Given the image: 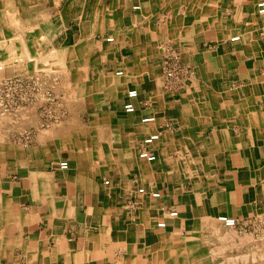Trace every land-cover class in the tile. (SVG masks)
<instances>
[{
  "label": "crops",
  "instance_id": "crops-1",
  "mask_svg": "<svg viewBox=\"0 0 264 264\" xmlns=\"http://www.w3.org/2000/svg\"><path fill=\"white\" fill-rule=\"evenodd\" d=\"M259 1L0 0V38L19 56L2 74L56 67L66 110L50 127L34 106L0 116V264H264ZM164 45L195 70L188 85L164 87ZM17 125L34 127L27 145Z\"/></svg>",
  "mask_w": 264,
  "mask_h": 264
},
{
  "label": "built area",
  "instance_id": "built-area-1",
  "mask_svg": "<svg viewBox=\"0 0 264 264\" xmlns=\"http://www.w3.org/2000/svg\"><path fill=\"white\" fill-rule=\"evenodd\" d=\"M134 2L133 9L140 10L141 0H131ZM259 13L264 14V0H260L257 3ZM239 39V36H235L232 40ZM112 40V38H109ZM161 67L164 75V87L168 90H173L175 86L188 85L195 72L189 65L185 64L182 59L181 50L174 45H164L163 53L161 57ZM5 67L0 65V74L4 71ZM39 73H35L33 76L27 75H13L3 77L0 80V110L3 114H12L20 108H27L36 102H41L43 106L44 116L42 117L41 125L44 127L55 126L63 122L64 108L60 97L56 94L54 87L58 82V76H53L51 73L47 74L44 69L39 70ZM122 70L117 74L121 75ZM37 74V75H36ZM139 95L136 88L130 89L127 93V100L124 102L123 108L126 113H134L136 111V104L134 99ZM58 110L59 112H55ZM154 115L145 116L142 118L143 122L155 121ZM20 135L25 138L27 145L32 138V131L25 130L20 132ZM161 137L160 133H152L144 137L141 141L140 157L147 161L157 160V155L151 151L150 147L154 145ZM59 168H69V162L63 160L59 163ZM106 184H109V180H105ZM140 193H147L144 187L138 189ZM152 198H160L161 193L159 191H152L150 193ZM170 217L178 216V211L171 209L168 212ZM219 219L227 227H236L243 229L246 222L239 221L238 219L230 216H220ZM158 227H165L166 223L160 221L157 223Z\"/></svg>",
  "mask_w": 264,
  "mask_h": 264
},
{
  "label": "rangeland",
  "instance_id": "rangeland-1",
  "mask_svg": "<svg viewBox=\"0 0 264 264\" xmlns=\"http://www.w3.org/2000/svg\"><path fill=\"white\" fill-rule=\"evenodd\" d=\"M15 43V39L14 38H8V37H3V38H0V64L1 65H3L4 67H5V65L6 64H8V63H10V61L9 60H12L13 58L12 57H19L18 56V54H17V52H18V50H17V47H16V45L14 44ZM2 44V45H1ZM179 48V47H178ZM15 53V54H14ZM42 69H44V72L46 73L47 72V74H50V73H48V72H52L51 74L54 76V74H57V75H59V73L58 72H55V71H57L56 70V67H52V68H50V70H46L45 68H40V69H38V73L40 72L39 70H42ZM3 72V71H2ZM2 72H1V74H0V78H3V77H5L3 74H2ZM194 72H195V70H194ZM33 75H35L34 73L33 74H29V75H27V76H33ZM37 75V74H36ZM54 90H55V87H54ZM56 92V91H55ZM57 94V93H56ZM58 95V94H57ZM59 96V95H58ZM32 106H34V107H36L37 109H38V111H39V114H40V117L42 118L43 116H44V111H43V106H42V104H41V102H36V103H34V104H32L31 106H29V107H32ZM28 108V107H27ZM27 108L25 109V108H20V109H18L17 111H15V112H13L12 114H3V113H1V110H0V116L2 117H5V116H12V117H14L15 118V121H17V120H19V118H23L24 117V115H25V113L27 112ZM55 112H59L58 110H55ZM64 112H65V114H64V116L63 117H66V110H64ZM24 119V118H23ZM64 120H65V118H64ZM63 120V121H64ZM20 121V120H19ZM22 121V120H21ZM41 122H42V119H41ZM44 127V126H43ZM25 130H28V131H31V130H33V132H34V127H30V128H27V125L26 126H23V125H17L16 126V128H15V131H14V134L12 135V137L16 140V142H18L19 144H21V145H25V143H26V140H25V138L24 137H22L21 135H20V132H24ZM32 135H33V133H32ZM31 141V140H30ZM29 141V142H30ZM229 228V227H228ZM243 230V229H242ZM244 230H246L245 228H244ZM241 231V232H245V231Z\"/></svg>",
  "mask_w": 264,
  "mask_h": 264
},
{
  "label": "bare ground",
  "instance_id": "bare-ground-1",
  "mask_svg": "<svg viewBox=\"0 0 264 264\" xmlns=\"http://www.w3.org/2000/svg\"><path fill=\"white\" fill-rule=\"evenodd\" d=\"M16 24V23H15ZM2 45V44H1ZM1 65V64H0ZM2 78H0V80H1ZM164 80V79H163ZM1 83V82H0ZM218 264V263H217Z\"/></svg>",
  "mask_w": 264,
  "mask_h": 264
}]
</instances>
